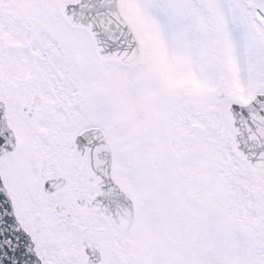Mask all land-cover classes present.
<instances>
[{"label":"snow or ice","instance_id":"1","mask_svg":"<svg viewBox=\"0 0 264 264\" xmlns=\"http://www.w3.org/2000/svg\"><path fill=\"white\" fill-rule=\"evenodd\" d=\"M0 264H264V0H0Z\"/></svg>","mask_w":264,"mask_h":264}]
</instances>
